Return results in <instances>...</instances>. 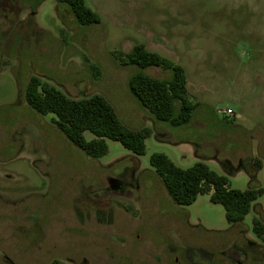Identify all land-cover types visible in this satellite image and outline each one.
I'll list each match as a JSON object with an SVG mask.
<instances>
[{"label":"rangeland","instance_id":"rangeland-1","mask_svg":"<svg viewBox=\"0 0 264 264\" xmlns=\"http://www.w3.org/2000/svg\"><path fill=\"white\" fill-rule=\"evenodd\" d=\"M83 2L98 23L78 25L57 0H0V264H264L253 230L254 218L264 225V0ZM134 43L183 68L187 124L155 120L128 91L137 68L113 53ZM31 75L69 98H106L124 126L150 129L144 153L105 139L102 156H86L26 104ZM152 153L261 194L236 224L209 193L177 205Z\"/></svg>","mask_w":264,"mask_h":264},{"label":"trees","instance_id":"trees-1","mask_svg":"<svg viewBox=\"0 0 264 264\" xmlns=\"http://www.w3.org/2000/svg\"><path fill=\"white\" fill-rule=\"evenodd\" d=\"M57 2L65 3L78 25L98 23V17L86 7L83 0ZM113 55L120 65L137 68L128 77V91L155 120L173 127L189 122L195 103L187 96L185 74L181 66L156 52L146 50L142 43H134L128 51H117ZM150 66L168 70L170 75L167 78L147 75L142 69ZM91 68L98 75L97 67L92 65ZM24 99L36 113L51 114L56 128L86 156H102L106 152L105 139L118 141L134 155L144 153V138L150 129L124 126L108 100L99 94L69 98L58 88L31 75L24 86ZM84 131L91 133L92 138L86 140ZM148 162L175 204L187 205L197 195L209 193V200L223 207L224 218L230 224L240 222L252 201L261 194V188L255 186L243 190L229 188L226 175L218 174L201 161L181 168L164 154L152 153ZM253 164L257 169L260 168L258 160L255 159ZM247 174L250 180H255L253 173ZM253 230L258 236L264 233V225L259 219H253Z\"/></svg>","mask_w":264,"mask_h":264},{"label":"built area","instance_id":"built-area-1","mask_svg":"<svg viewBox=\"0 0 264 264\" xmlns=\"http://www.w3.org/2000/svg\"><path fill=\"white\" fill-rule=\"evenodd\" d=\"M223 112V114L225 115V114H228V113H230V109H225L224 111H222Z\"/></svg>","mask_w":264,"mask_h":264}]
</instances>
